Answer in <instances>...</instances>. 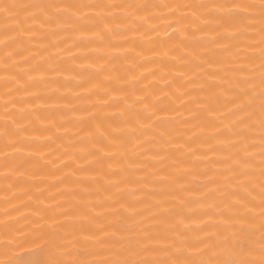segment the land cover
Returning <instances> with one entry per match:
<instances>
[{"label": "bare ground", "instance_id": "1", "mask_svg": "<svg viewBox=\"0 0 264 264\" xmlns=\"http://www.w3.org/2000/svg\"><path fill=\"white\" fill-rule=\"evenodd\" d=\"M0 264H264V0H0Z\"/></svg>", "mask_w": 264, "mask_h": 264}]
</instances>
